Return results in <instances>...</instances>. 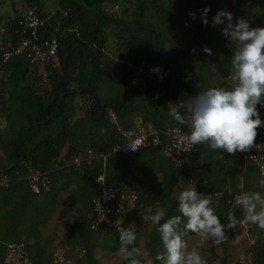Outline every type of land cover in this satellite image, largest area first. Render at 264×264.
I'll return each instance as SVG.
<instances>
[{
  "label": "trees",
  "instance_id": "16d2710c",
  "mask_svg": "<svg viewBox=\"0 0 264 264\" xmlns=\"http://www.w3.org/2000/svg\"><path fill=\"white\" fill-rule=\"evenodd\" d=\"M19 1L25 4V11L31 9L42 19L50 13L42 9L43 4H56L54 15L46 20L45 36L58 24V49L54 62L43 67L31 66L23 56L0 64V174L11 178L7 187L0 189V264H5V242H23L32 264H52L51 252L45 249L50 241L42 237L39 229L54 214L61 192L68 194L71 204H79L74 222L59 242L69 248L64 259L69 260L73 253L75 264H98L93 256L99 246L93 236L96 231L89 230L87 219L91 201L98 194L96 178L103 175L105 185L136 192L135 207L129 215L136 225L142 222V215L148 214V208L153 209L151 214L163 210V223L180 215L174 196L189 182L191 169L187 166L198 158L203 164V183L198 192L213 201L212 207L226 226L225 241L231 239L239 224L227 228L229 212L244 221L243 210L231 203L232 197L241 190L262 195L260 185L246 182V177L255 172L252 165L246 162L245 166L236 167L243 160L241 155L213 151L200 144L185 156L186 164L180 166L174 162V155L162 153L163 135H159V145L146 144L134 154H111L110 150L125 141L123 133L133 128L136 121L151 125L157 132L180 126L170 115V104L205 91L204 77L216 76L210 68H218V63L231 65L232 55L224 44L229 38L221 34L227 20L214 27L213 17L218 10H225L238 19L245 18L252 27L264 18V0H133L131 19L103 10V6H114L123 0ZM205 8L210 9L207 25L201 19ZM58 10L66 15L60 17ZM189 13H195V18ZM21 16L0 25L14 43L23 38L15 33ZM106 34L116 42L114 57L103 52ZM205 47L211 55L203 51ZM118 69L123 71L116 77L114 72ZM185 73L193 76L191 84L180 78ZM221 75L224 77L225 73ZM214 86L231 90L232 81ZM76 99L81 101V117L75 116ZM87 150L106 155L104 165L97 158L90 165L72 164ZM219 154L224 158L220 159ZM36 170L46 173L48 191L31 193L26 177ZM236 175L243 180L240 189ZM246 223L255 231L250 264H264V231ZM142 229L148 264H160L155 260L158 251L163 250L158 226L150 224L147 229L145 223ZM104 232L111 234L112 240L102 250L118 252L119 237L111 230ZM29 240L32 243H26ZM133 246L138 248L136 243ZM226 247L222 243V250ZM215 264H229L225 253Z\"/></svg>",
  "mask_w": 264,
  "mask_h": 264
},
{
  "label": "clouds",
  "instance_id": "9594fccd",
  "mask_svg": "<svg viewBox=\"0 0 264 264\" xmlns=\"http://www.w3.org/2000/svg\"><path fill=\"white\" fill-rule=\"evenodd\" d=\"M209 10L205 8L202 12L204 25L208 24L206 17ZM189 15L195 18V13ZM225 19L227 24L221 34L234 45L230 72L231 90L210 88L176 104H170L173 119L190 128L185 151L191 150L192 146L205 144L213 151L223 150L233 156L237 152H249L255 146L257 129L262 126L257 105L264 106V28H251L245 18L238 19L234 25L232 14L225 10L217 11L212 25H224ZM203 51L208 55L212 54L207 47ZM128 147L132 151L138 150L135 143ZM219 158L223 159L224 156L219 154ZM259 166L260 174L264 177V164ZM259 183L264 186V179ZM174 199L178 201L177 211L180 215L161 223L165 212L157 209L155 214H151L153 209L148 208V214L141 216L143 222L158 226L163 250L158 251L155 260L160 264H207L199 249L210 239L215 245L224 243L226 226L221 223L212 207L213 201L198 193L195 186L179 192ZM235 204L242 208L245 222L264 231V196L260 192H245L236 198ZM228 221L229 229L236 228L241 223L231 211ZM118 231L120 257L129 264H141L138 259L141 251L133 246L137 240L135 225L122 227ZM188 233L199 237L191 248L184 239Z\"/></svg>",
  "mask_w": 264,
  "mask_h": 264
},
{
  "label": "built area",
  "instance_id": "2783aa9c",
  "mask_svg": "<svg viewBox=\"0 0 264 264\" xmlns=\"http://www.w3.org/2000/svg\"><path fill=\"white\" fill-rule=\"evenodd\" d=\"M58 11L60 17L66 15L65 11ZM53 15L54 12H50L47 18ZM47 18L42 19L33 10H26L17 21L15 33H19L23 38L16 43L13 42L11 35H5L6 31L0 29V64L5 65L12 59L21 56L25 57L31 66L43 67L54 62L58 49V24L54 28H51L50 34L45 36ZM3 39H6L5 44L3 43ZM257 111L259 112L262 126L257 129L258 135L255 140V146L249 152H237V154L241 155L244 161L249 162L256 168L259 180H261L264 179L260 174L261 169L259 166L260 164H264V106L258 104ZM189 134V126L183 124L180 126L166 127L164 130L157 132L151 125H142L139 121H136L133 128L123 133L125 141L122 144L114 145L110 153L122 155L134 154L146 144H151L152 146L159 145V135H163L165 143L162 148V153L165 155H174V162L177 165L184 166L186 164L185 156L197 146H192L191 150L185 151L187 145L186 137ZM133 143L136 144L138 150L132 151L128 147L129 144ZM94 158L100 159L102 165H104L106 155L100 153L95 154L87 150L82 156L75 157L72 164L76 166L81 163L90 165ZM10 179L9 176L0 174V189L6 188ZM26 179L28 181V187L33 194H38L41 190L48 191L49 189V181L46 173H41L37 170L32 171ZM96 183L98 194L91 201L90 229L94 231L111 230L118 237V230L122 227L127 228L130 225H135L136 231H139L138 225L132 220H129V215L133 212L137 200L136 192L126 189H122L121 191L105 185L103 175H99L96 178ZM260 188L264 190V186L260 185ZM238 196H240V193L232 197L231 203H235ZM4 246L5 264H32L26 254L23 242H5ZM51 262L52 264H68L57 254H52Z\"/></svg>",
  "mask_w": 264,
  "mask_h": 264
},
{
  "label": "rangeland",
  "instance_id": "374dc122",
  "mask_svg": "<svg viewBox=\"0 0 264 264\" xmlns=\"http://www.w3.org/2000/svg\"><path fill=\"white\" fill-rule=\"evenodd\" d=\"M133 0H123L121 2L118 1V3L114 6H103V10L107 14L114 15L115 17H120L124 19H131V10L133 7ZM249 4V3H248ZM55 3L51 1H47L43 4V10L53 12V9L55 8ZM247 6V3L245 6L242 7V9H245ZM25 4L22 1L19 0H0V25H3L7 19L13 18L14 16H21L25 11ZM233 16V24L235 25L238 18L234 15ZM264 26V18H260L258 21H255L253 26L251 28H261ZM107 40L105 42L106 48L103 51L108 57H114V51H115V45L116 42L112 41L113 37L106 34ZM225 48L229 50V52H232V49L234 45L230 43V40H227L225 43ZM226 57L227 55H223ZM219 58L222 57V55H218ZM219 68V69H218ZM218 68L215 67L214 69L210 68L212 72H215V77L213 79L204 77L206 80L204 84L205 90H208L212 87L216 88L214 86L217 83H229L230 81V72H231V65L226 66L225 64L218 63ZM120 71H123L122 69H118L114 72L116 77L119 76ZM221 73H225L224 77H221ZM180 78L183 80V78L187 79V83L191 84L193 76H190V74L185 73L180 75ZM181 96H183L185 93L180 92ZM75 116L81 117L82 115V109H81V101L76 99L75 102ZM239 165L245 166V162L242 160L240 164H237L236 167H239ZM251 166V165H250ZM253 167V166H252ZM187 168L191 169L190 174L191 178L189 177L190 181L185 184L183 187L179 189V192L191 187L195 186L196 190L198 192V187L201 183H203L200 180V177L203 172V164L201 158H198L193 164L188 165ZM254 168V167H253ZM255 172L250 173L248 177H246V182L250 183L251 186H259V177L256 168H254ZM237 180V187L239 189L242 186V178L241 176L236 175ZM199 193V192H198ZM244 192L243 190L240 191V195H242ZM179 194V193H178ZM262 196H264V190L262 189ZM205 197V196H203ZM207 198V197H205ZM60 204L64 207H58L56 214L53 216V218L50 219L49 224L44 228L43 234L44 235H51L55 241H58L62 235L63 228L62 226L58 225V221H62L64 219H68V221L71 218L72 209L69 207V204L71 202L70 197L67 193H61L59 196ZM73 207L78 208L79 204H72ZM4 210V209H3ZM146 222H140L138 224L139 231L137 232V240L136 244L138 248L141 251V255L139 256V259L141 261V264H148L150 261V258L143 248V237L140 235L142 229V226H145ZM57 224V225H56ZM150 228V224L147 223V229ZM40 231V229H39ZM94 231V230H93ZM255 231L254 228H249L248 224L245 221H242V223L239 224L238 228L235 229V233L233 234L231 239L226 240L224 243L227 246L226 249L222 250V244L215 245L212 240L210 239L207 241L199 250L201 251L204 259L207 260V264H215L217 262V259L220 257V255L225 253L227 257V262L229 264L234 263H242V264H250V259L252 255V251L255 248L254 245V239H255ZM94 240L99 245L93 252V256L98 264H129L128 261L122 259L118 252L115 253H107L102 250V246L106 243L110 242L112 240L111 234L108 232L103 231H96L94 232ZM186 243L188 244L189 248L194 246L197 241L199 240V237H197L195 234L191 236H185L184 237ZM27 243V242H26ZM56 248V247H55ZM60 249V248H59ZM51 249L50 247H47V251L51 252L52 254L60 255L62 260L64 259L63 254L67 253L61 249ZM64 252V253H63ZM74 254L71 253V256L69 257V260L64 259L68 264H75L74 263ZM78 257V255H77Z\"/></svg>",
  "mask_w": 264,
  "mask_h": 264
},
{
  "label": "crops",
  "instance_id": "0c3cea01",
  "mask_svg": "<svg viewBox=\"0 0 264 264\" xmlns=\"http://www.w3.org/2000/svg\"><path fill=\"white\" fill-rule=\"evenodd\" d=\"M230 54L232 55L233 53L232 52H230ZM244 161V160H243ZM245 163H246V161H244ZM62 193V192H61ZM60 193V194H61ZM60 196V195H59ZM71 200V199H70ZM58 207H64V206H62L61 204H60V200H59V197H58V200H57V205L55 206V210H54V214L49 218V220H48V222H47V224H46V226L49 224V221H50V219L51 218H53V216L56 214V211H57V208ZM69 207L72 209V214H71V218H70V220L68 221V219H64V220H62V221H58L59 223H58V225H60V226H62V228H63V232H62V235H61V237H60V239L58 240V241H55V239L51 236V235H44L43 234V230H44V228L46 227V226H44V227H41L40 228V233H41V235H42V237H44V238H46V239H48L50 242H49V244L48 245H46V247H45V249L47 250V247H50L51 249H59V251H61V249L63 250V251H65V252H68V250H69V248L67 247V246H65V245H63V246H60L59 245V242L61 241V239H62V236H63V234L65 233V231L67 230V228L74 222V217H76V215H75V207H73V205L71 204V202H70V204H69ZM0 209L2 210V203H0ZM78 217V216H77ZM87 219L90 221V223H91V220H90V215H88V217H87ZM57 225V224H56ZM90 225V224H89ZM84 228H86V227H88L87 225H84L83 226ZM20 228V226H17V229H19ZM83 228V229H84ZM89 229V228H88ZM90 231H91V229H89ZM23 240V237L22 236H20V241H22ZM27 243H32V240H29V241H27ZM56 247V248H55ZM75 251H77V248H75ZM62 252V251H61ZM64 253V252H63ZM65 254V253H64ZM64 254H63V256H64Z\"/></svg>",
  "mask_w": 264,
  "mask_h": 264
}]
</instances>
